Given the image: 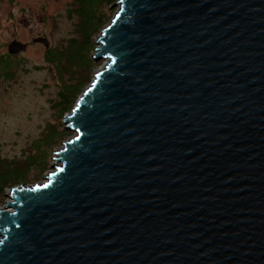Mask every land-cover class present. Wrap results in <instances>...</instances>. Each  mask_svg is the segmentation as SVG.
I'll return each mask as SVG.
<instances>
[{"label":"water","instance_id":"95a60500","mask_svg":"<svg viewBox=\"0 0 264 264\" xmlns=\"http://www.w3.org/2000/svg\"><path fill=\"white\" fill-rule=\"evenodd\" d=\"M117 5L61 165L0 210V264H264V0Z\"/></svg>","mask_w":264,"mask_h":264},{"label":"rangeland","instance_id":"374dc122","mask_svg":"<svg viewBox=\"0 0 264 264\" xmlns=\"http://www.w3.org/2000/svg\"><path fill=\"white\" fill-rule=\"evenodd\" d=\"M118 1H98L102 5L88 22V33H96L100 29V19L105 21L103 6H108L105 13L108 12L113 20L119 9ZM76 3L77 0H0V58L6 57L5 63H13L6 71L4 62L0 59V157L21 160L36 151L35 154L41 161H50L49 169L38 180L31 177L29 182L22 183L25 185L32 186L46 181L45 177L56 170L52 167L61 165L56 162L59 157L56 151L63 150L64 143L74 135L64 123L72 111L64 114L60 107H54L61 81H65L67 75L62 74L61 80L59 79L54 64L47 60V54L67 48L69 41L77 37L79 19L75 14ZM88 8L89 5L86 6ZM24 20L29 24L26 25ZM101 33L95 38L93 56L97 54L99 46L96 42ZM36 38L46 39L50 47L47 49L43 43L35 42ZM14 39L28 44L26 51L16 56L8 52V46ZM104 63L105 61H95L98 66L93 71L94 77L96 71L106 64ZM7 72L11 76H7ZM81 95L82 93L79 97ZM64 128L69 135L62 141ZM32 174L33 171L30 175ZM18 185L21 184L15 186ZM11 188L5 189L0 210L8 201H12L8 197Z\"/></svg>","mask_w":264,"mask_h":264},{"label":"trees","instance_id":"16d2710c","mask_svg":"<svg viewBox=\"0 0 264 264\" xmlns=\"http://www.w3.org/2000/svg\"><path fill=\"white\" fill-rule=\"evenodd\" d=\"M99 0H77V9L75 14L79 19V25H77V37L69 41V46L63 50L57 52L50 51L47 54V60L54 64L55 70L59 79L62 74L67 75L65 81H61L60 90L58 92V100L55 102L54 107H60L63 110L62 113H70L79 98L82 91L91 83L93 80V71L97 68L98 64H95L93 52L95 51V38L101 33V30L107 25L112 19L105 13L108 8L103 6L105 21L100 19V29L90 34L87 31V24L102 4ZM89 8L86 9V6ZM81 20V23H80ZM9 57V56H7ZM4 58H0L4 62ZM11 59V57H9ZM4 66L6 71L9 70L13 63H5ZM7 76H11L9 72ZM61 80V79H60ZM62 141L68 138L69 133L65 131ZM34 154H27L21 160L18 159H3L0 157V201L6 188H13L17 184L29 182L31 177L38 180L43 175L50 165V161H41ZM49 158V157H48ZM31 171L33 174L30 175Z\"/></svg>","mask_w":264,"mask_h":264},{"label":"flooded vegetation","instance_id":"af4514ba","mask_svg":"<svg viewBox=\"0 0 264 264\" xmlns=\"http://www.w3.org/2000/svg\"><path fill=\"white\" fill-rule=\"evenodd\" d=\"M29 24V23H28ZM43 39L42 38H36L35 39V42H39V43H42L41 41H42ZM14 41H19V40H17V39H14ZM21 42V41H20ZM26 44V43H25ZM27 45V47H28V44H26ZM12 56H16V55H12Z\"/></svg>","mask_w":264,"mask_h":264},{"label":"bare ground","instance_id":"6f19581e","mask_svg":"<svg viewBox=\"0 0 264 264\" xmlns=\"http://www.w3.org/2000/svg\"><path fill=\"white\" fill-rule=\"evenodd\" d=\"M107 65H108V62H106V64L103 66V68L106 67Z\"/></svg>","mask_w":264,"mask_h":264}]
</instances>
